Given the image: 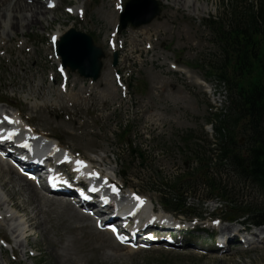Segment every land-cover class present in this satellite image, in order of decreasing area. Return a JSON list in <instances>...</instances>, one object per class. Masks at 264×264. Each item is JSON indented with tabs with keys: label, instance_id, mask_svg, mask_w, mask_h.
I'll return each instance as SVG.
<instances>
[{
	"label": "rangeland",
	"instance_id": "obj_1",
	"mask_svg": "<svg viewBox=\"0 0 264 264\" xmlns=\"http://www.w3.org/2000/svg\"><path fill=\"white\" fill-rule=\"evenodd\" d=\"M125 1L60 0L45 19L35 22L24 34L17 32L11 41L9 37L0 41V106L16 110L37 132L56 139L74 153L92 158L95 163L101 159L102 166L112 167L125 190L140 193L159 211L162 195L170 193L165 191L164 182L185 171L187 161L182 149L188 144L187 135H194L206 156L214 143V137L204 129L211 121L210 106L197 83L208 78L210 66L220 63L211 22L227 25L244 18L258 0H195L206 6L198 13L180 3L175 5L173 0L170 4L158 0L159 19L146 27L148 33L157 35L156 40L154 36L150 41L143 39L137 30L124 31L118 37L123 45L117 50L120 63L113 68L108 39L119 18L115 3L123 5ZM77 3L84 8L83 16L68 15L66 7ZM69 28L90 35L105 58L101 75L93 82L66 69L68 82L63 90L56 69L59 59H55L49 36L57 29L63 35ZM147 41L150 49L145 48ZM5 42L8 48L1 45ZM23 43L24 49L18 53ZM170 63L184 68L187 77L171 70ZM119 68L132 74L126 81L130 85L126 94L115 82V69ZM121 124H130L127 135L119 133ZM238 139L245 141L242 136ZM131 148L146 156L141 166ZM12 172V180L0 172V188L27 220L28 236L21 253V242H16L6 223L0 222V237L9 243L8 248L0 250V264H264V241L249 249L233 243L232 248L221 251L206 233H189L182 246H121L63 198L48 195L31 183L34 193L30 192L25 180ZM229 178L223 181L236 197L252 205L264 203L255 188ZM205 196L203 189L195 197H186L187 215L180 217L190 218L194 211L201 213L206 219L202 224L218 233L229 226L223 220L228 217L232 221L235 214L227 212L228 202L222 198L205 202ZM219 219L220 224H214ZM190 223L193 221H187L188 226Z\"/></svg>",
	"mask_w": 264,
	"mask_h": 264
},
{
	"label": "trees",
	"instance_id": "obj_2",
	"mask_svg": "<svg viewBox=\"0 0 264 264\" xmlns=\"http://www.w3.org/2000/svg\"><path fill=\"white\" fill-rule=\"evenodd\" d=\"M215 34L221 50L220 63L209 72L227 84L228 115L215 118L217 141L209 148V156L201 159L202 149L191 148L200 167L166 182L171 194L163 199L168 209L186 213L183 190L202 184L210 196L227 200L238 216L248 218L252 224H263L264 203L252 205L236 198L222 184V177L214 178L210 171L229 167L240 182L255 187L264 202V0H258L257 7L244 18L231 20L227 26L216 25ZM239 136L245 137L244 144L239 143Z\"/></svg>",
	"mask_w": 264,
	"mask_h": 264
},
{
	"label": "bare ground",
	"instance_id": "obj_3",
	"mask_svg": "<svg viewBox=\"0 0 264 264\" xmlns=\"http://www.w3.org/2000/svg\"><path fill=\"white\" fill-rule=\"evenodd\" d=\"M60 0H0V41H5L6 38H10L17 34V32H21V34H24L26 29L30 26H32L35 22H40L42 19H45V14H48L51 12V10H54V8L57 6ZM83 1V0H82ZM166 4H170L169 0H162ZM172 1V0H171ZM175 5L180 3L183 8L190 7L192 10H190L192 13H198L202 12L203 10H206V6L204 4H199L195 0H173L172 1ZM55 3V7H49V4ZM71 9V11H70ZM82 9L81 4H74L72 6L67 7V13L71 15H77L80 10ZM53 19V17H51ZM51 37H55L57 40L61 38L62 32L57 29L53 32ZM15 37V36H14ZM7 42L1 44L3 46H6L4 48H8L9 46L6 45ZM25 43L20 45L17 50L18 53H21L24 49ZM7 50H4L6 52ZM35 74V73H34ZM29 78L34 79V76H29ZM38 81L42 82L43 78H38ZM32 108H37V105L32 104ZM0 109L3 110V107L1 106ZM6 111V110H5ZM15 110L9 111L7 114L11 117H15L14 121H17L14 124V130L13 131H19V133L22 132H34L35 130L27 125V123H24L21 117L18 115L17 112H14ZM11 112V113H10ZM1 116V114H0ZM39 136L43 137V139L49 140V138L45 134H39ZM53 143L58 144L56 140H53ZM45 145V144H44ZM41 150L44 149V146H41ZM66 157L72 159L70 161V167L77 171V160H82L84 158H78L75 159V157L72 155V153L68 150H65ZM74 157V159H73ZM85 165L81 167L80 172L87 175V169L85 168L89 163H92V168L94 170H89V175L93 173H98L99 175H87L88 180L92 181H100L99 183V189L100 190H108L113 187V184L109 187V184L112 183L115 180V171L111 168H108L109 166H103L100 164L101 159L97 160V164L94 162V159L85 160ZM67 162V161H66ZM102 163V162H101ZM96 164V165H95ZM6 164L0 161V172L7 177V179H11L10 175H12L13 168L9 166H5ZM90 166V165H89ZM88 167V166H87ZM89 168V167H88ZM15 176L21 178L20 176L16 175L14 171ZM12 180V179H11ZM22 180V178H21ZM107 181V182H105ZM25 186L28 190H31L30 192L34 193L33 187L30 185L28 181H25ZM114 186L116 188V194L119 195L118 198L122 200L123 196L125 197V204H128L131 201V192L130 191H121L120 185L117 184V182L114 183ZM35 188V187H34ZM23 189V188H22ZM25 190V189H24ZM76 201V200H75ZM147 207L149 210L152 209V202L149 200ZM120 208H122L120 206ZM148 218H156L161 219L162 217L166 218V215L162 212L156 213L153 216H151V213H148ZM6 217V218H5ZM0 219L3 223H6V229L10 231V234L13 236L15 241L21 242L19 245V248H21V253L24 250V246L26 245V237H27V220L24 219L23 216H21L18 213V210L14 209L11 205L10 198L6 195L5 191H3L0 188ZM223 230L227 231L230 230V232H234L235 229L231 228V226H225L222 227ZM107 233V232H105ZM16 241V242H17ZM254 240L249 241V246L254 245ZM24 245V246H23Z\"/></svg>",
	"mask_w": 264,
	"mask_h": 264
},
{
	"label": "water",
	"instance_id": "obj_4",
	"mask_svg": "<svg viewBox=\"0 0 264 264\" xmlns=\"http://www.w3.org/2000/svg\"><path fill=\"white\" fill-rule=\"evenodd\" d=\"M159 13L156 0H127L120 14L119 30H123L128 24L132 27L147 24ZM57 53L61 56L63 65L71 71L77 70L80 76L93 80L99 77L104 54L101 48L94 45L89 35L69 30L58 41ZM115 64L114 54L113 65Z\"/></svg>",
	"mask_w": 264,
	"mask_h": 264
},
{
	"label": "snow or ice",
	"instance_id": "obj_5",
	"mask_svg": "<svg viewBox=\"0 0 264 264\" xmlns=\"http://www.w3.org/2000/svg\"><path fill=\"white\" fill-rule=\"evenodd\" d=\"M117 7H120V5L118 4ZM70 11H71V9H70ZM53 39L55 40V37ZM5 119L8 120L10 123H16L17 122V121L12 120L10 117H5ZM13 135H15V133H9L7 137H0V139H4V138L11 139ZM24 146L27 147L26 144ZM66 159H69V158L66 157ZM76 164H77V169L76 170L80 171L81 167H83L85 165V162L82 161V160H77ZM90 175L98 176L99 174L98 173H93V174H90ZM105 182H107V181H105ZM92 190L96 191L97 189L93 188ZM113 190L114 191L116 190L115 186H113ZM140 199H141L140 197H137V200H140ZM141 202H143V201H141ZM216 223H219V221H217ZM113 231H117L115 226H113ZM118 238L123 239L122 237H119V234H118Z\"/></svg>",
	"mask_w": 264,
	"mask_h": 264
}]
</instances>
